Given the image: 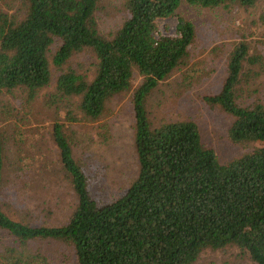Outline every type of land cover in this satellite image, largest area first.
Here are the masks:
<instances>
[{"label":"trees","instance_id":"trees-1","mask_svg":"<svg viewBox=\"0 0 264 264\" xmlns=\"http://www.w3.org/2000/svg\"><path fill=\"white\" fill-rule=\"evenodd\" d=\"M16 1V9H0V93L19 89L32 101L50 83L51 64L60 70L88 48L96 58L94 76L60 72L49 98L66 102L67 121L90 123L101 117L110 97L130 89L136 71L141 82L131 102L137 175L118 198L94 200L73 157L71 134L55 120L51 143L76 204L59 225L16 221L1 206L6 170L31 172L26 159L32 153L23 144L34 136L24 137L28 129L17 124L9 132L0 129V229L11 240L0 248V264H51L33 248L41 240L70 247L76 264H194L204 251L231 248L264 264V100L248 99L240 86L257 74L252 64H261V55H251L244 38L234 41L221 87L203 97L232 117L230 140L250 145L237 158L220 162L192 120L152 126L145 107L147 94L186 64L194 43V24L177 12L183 1L226 10L261 3L258 20L264 24V0H123L122 18L106 34L95 19L99 0ZM172 16L174 35L159 33L158 20Z\"/></svg>","mask_w":264,"mask_h":264},{"label":"rangeland","instance_id":"rangeland-1","mask_svg":"<svg viewBox=\"0 0 264 264\" xmlns=\"http://www.w3.org/2000/svg\"><path fill=\"white\" fill-rule=\"evenodd\" d=\"M261 3L250 8H202L184 1L177 12L192 21L196 37L189 49L186 64L160 81L146 96L145 107L152 126L164 122L192 120L197 123L202 141L211 147L220 162L241 156L250 145L233 143L228 137L232 117L218 105L203 100L216 93L225 76V61L234 41L244 38L251 55H261L262 63L252 64L255 76L241 82L242 95L248 99L264 100V24L258 20ZM16 0H0V9H16ZM123 0H99L95 19L102 34L114 29L122 18ZM175 16L160 19L157 30L174 35ZM58 42L51 48L54 52ZM96 58L88 48L75 52L60 70L52 66L51 81L34 99L26 102L16 89L0 93V129L17 124L24 129L27 140L23 148L31 150L26 159L31 164L24 171L6 170L7 181L1 199L3 210L12 219L32 225H59L76 204V197L67 178H63L57 153L51 143L52 124L65 123V133L73 143L72 154L82 166L88 188L94 200L105 203L118 198L137 175V160L133 146L134 117L132 92L140 84L135 71L131 87L108 99L101 117L94 122L71 123L64 118L67 104L63 99L51 102L60 72L73 69L91 79L95 74ZM65 107V108H64ZM7 112H3L4 109ZM30 108L29 113L26 112ZM74 107L72 106V109ZM18 154H23L18 148ZM34 153L38 156L35 158ZM24 155V154H23ZM26 162V163H27ZM48 167L44 169V164ZM45 170V171H44ZM10 237L0 229V248L11 244ZM45 253L51 264H76L70 247L61 242L41 240L33 245ZM194 264H254L245 254L231 248L224 251H204Z\"/></svg>","mask_w":264,"mask_h":264}]
</instances>
